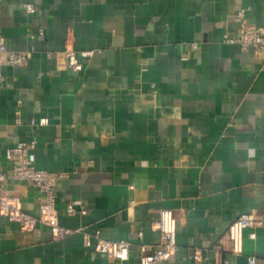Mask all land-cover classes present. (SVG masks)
<instances>
[{"label": "crops", "instance_id": "obj_1", "mask_svg": "<svg viewBox=\"0 0 264 264\" xmlns=\"http://www.w3.org/2000/svg\"><path fill=\"white\" fill-rule=\"evenodd\" d=\"M243 21L264 28V0H0L6 50L29 56L0 65V194L38 216V190L5 159L31 145L36 169L64 175L55 208L72 231L55 241L47 226L23 232L0 215V264H139L140 247L159 244L161 209L176 219L162 264H264V54L223 42ZM66 48L81 71L64 68ZM75 199L85 216L64 214ZM244 214L262 227L244 231L233 257L223 237ZM96 233L128 242V260L84 247Z\"/></svg>", "mask_w": 264, "mask_h": 264}, {"label": "built area", "instance_id": "obj_2", "mask_svg": "<svg viewBox=\"0 0 264 264\" xmlns=\"http://www.w3.org/2000/svg\"><path fill=\"white\" fill-rule=\"evenodd\" d=\"M25 14H34L35 9L32 5H23ZM39 36H43V31H39ZM223 42L230 45H238L243 49L253 48L259 53L264 54V28L248 26L245 21L241 23L239 32L235 37H224ZM195 48V45H192ZM63 66L65 69L79 72L82 64L77 60L72 49L66 48L63 53ZM92 55V52L84 54L85 57ZM29 56L23 53H13L6 50L4 39L0 38V65L24 66ZM1 79V77H0ZM30 125L45 126L47 119L41 118L37 121L31 120ZM30 146L18 143L15 147L5 151V159L12 163L11 176L14 180L31 184L39 192V214L37 217L24 213L19 201L0 194V215L7 217L10 221L19 224L23 232H32L37 224H42L50 229L52 239L62 240L72 233V231L59 224L58 214L55 208L56 184L64 178L63 174L36 169L28 156ZM6 177L0 173V188ZM130 189H132L130 187ZM87 213L82 201L75 199L66 204L64 214L67 217L85 216ZM262 227V223L251 214L239 216L228 227L223 240L227 245L226 252L233 256L241 255L243 251V234L245 230H251L250 237L255 238V231ZM158 234L159 244L157 248L150 252L146 251L145 246L140 247L141 256L139 264H162L169 261L175 255L176 250V219L171 209H161L157 221L152 226ZM140 237L141 233H137ZM95 242L92 243L90 236L83 234V246L92 248L94 252L102 254L109 259L125 262L129 258L130 244L126 241H107L100 239L98 233L94 235ZM222 244L214 247L216 254L223 250ZM191 259L194 262L203 260L200 253L195 252ZM249 262L254 263L250 258Z\"/></svg>", "mask_w": 264, "mask_h": 264}]
</instances>
